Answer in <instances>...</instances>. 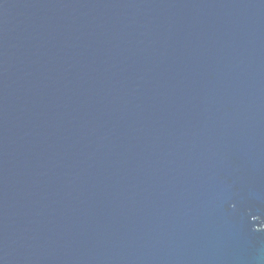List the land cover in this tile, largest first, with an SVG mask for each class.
<instances>
[{
  "label": "water",
  "instance_id": "obj_1",
  "mask_svg": "<svg viewBox=\"0 0 264 264\" xmlns=\"http://www.w3.org/2000/svg\"><path fill=\"white\" fill-rule=\"evenodd\" d=\"M0 264H264V0H0Z\"/></svg>",
  "mask_w": 264,
  "mask_h": 264
}]
</instances>
